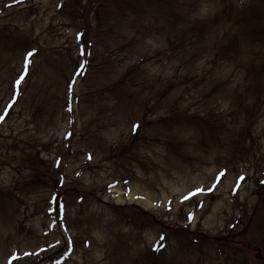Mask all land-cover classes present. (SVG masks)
<instances>
[{
	"label": "rangeland",
	"instance_id": "374dc122",
	"mask_svg": "<svg viewBox=\"0 0 264 264\" xmlns=\"http://www.w3.org/2000/svg\"><path fill=\"white\" fill-rule=\"evenodd\" d=\"M0 264H264V0H0Z\"/></svg>",
	"mask_w": 264,
	"mask_h": 264
},
{
	"label": "snow or ice",
	"instance_id": "6c2138e0",
	"mask_svg": "<svg viewBox=\"0 0 264 264\" xmlns=\"http://www.w3.org/2000/svg\"><path fill=\"white\" fill-rule=\"evenodd\" d=\"M69 111H71V109H69ZM137 128H139V125H135V126H134V130L137 129ZM221 176H223V173H221ZM200 191H203V190L201 189ZM185 199H186V200H187V199H190V197H185ZM60 211H61V212L63 211V206H62V205L60 206ZM69 243H70V242H69Z\"/></svg>",
	"mask_w": 264,
	"mask_h": 264
},
{
	"label": "water",
	"instance_id": "95a60500",
	"mask_svg": "<svg viewBox=\"0 0 264 264\" xmlns=\"http://www.w3.org/2000/svg\"><path fill=\"white\" fill-rule=\"evenodd\" d=\"M258 258H261V254L259 253Z\"/></svg>",
	"mask_w": 264,
	"mask_h": 264
}]
</instances>
